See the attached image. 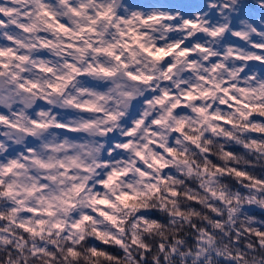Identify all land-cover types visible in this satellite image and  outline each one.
Returning <instances> with one entry per match:
<instances>
[{
  "label": "clouds",
  "instance_id": "obj_1",
  "mask_svg": "<svg viewBox=\"0 0 264 264\" xmlns=\"http://www.w3.org/2000/svg\"><path fill=\"white\" fill-rule=\"evenodd\" d=\"M0 264H264V0H0Z\"/></svg>",
  "mask_w": 264,
  "mask_h": 264
}]
</instances>
